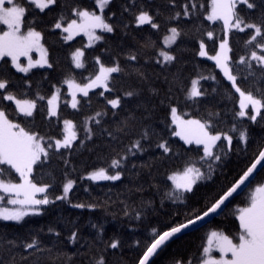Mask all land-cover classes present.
Masks as SVG:
<instances>
[{"label":"trees","instance_id":"1","mask_svg":"<svg viewBox=\"0 0 264 264\" xmlns=\"http://www.w3.org/2000/svg\"><path fill=\"white\" fill-rule=\"evenodd\" d=\"M20 2L27 10L22 30L26 32L32 27L41 32L52 67L37 66L23 73L13 66L9 57L1 60L0 76L9 80L8 89L3 91H11L19 99H37V94L45 97L42 101L37 100L33 117L12 115L14 102L4 101L5 111L14 123L39 132L49 143L62 139L63 120H72L77 126L79 139L74 142L72 150L50 149L51 159L45 164L34 165L32 180L40 186L50 185L47 190L50 200L63 195L67 180H74L75 184L67 199L43 205L39 214H30L20 222L0 220V264H94V260L101 256L105 264H139L151 242L149 237L153 229L169 230L193 212L205 211V205L214 202L238 180L254 162L258 151L264 148V120L258 117L252 122L247 117L236 116L235 113L240 111L239 94L214 61L198 55L201 40L210 54L218 51L220 39L224 37L223 22L207 19L211 0H196L198 15H181L177 19L168 17L181 11L186 0H176V4L168 0H112L104 10V17L113 25L114 31H99L103 39L87 46L84 36L65 41V33L54 28V24L61 22L65 25L71 19H77L76 8L99 13L95 0H57L55 5L43 11L28 0ZM201 4L203 7H199ZM242 9L244 6H238L240 14L245 15ZM140 10L149 11L160 28L152 29L147 24L137 26L134 14L138 15ZM258 11L250 10V16L245 15V18L255 20ZM61 14L65 17L63 21L60 20ZM172 27L181 31V36L168 47L163 38ZM5 29L6 26L0 24V31ZM209 31L213 33L212 38L206 35ZM247 36L248 30L245 33L232 30L229 35L233 60L247 54L249 46L244 43ZM77 49L84 50V68H76L72 60V53ZM161 50L168 51L176 59L167 64L157 63L156 57ZM133 54L137 56L135 61L128 59ZM97 57L106 66L119 61L123 71L113 74V80L109 82L113 91L95 88L88 97L80 96L77 109H73L65 81L71 78L84 84L94 78L98 69ZM139 73H143V77ZM201 75L214 76L215 79H200L198 86L205 95L189 99L187 93L191 81ZM238 83L244 89L255 88L247 81L238 80ZM260 84L264 85V80ZM57 89L60 90L59 115L49 117L46 108L41 110V106L47 105ZM127 91L136 94L125 96ZM101 92L104 94L100 95ZM117 96L121 98V107L113 109L106 101ZM171 107H176L186 118L202 122L211 119L215 132L233 136L227 157L217 162L221 167L217 168L212 179L198 182L192 192L185 193L186 202L183 204L167 198L170 190H174L168 177L173 172L182 171L187 163L197 162L198 156L202 155V146L188 145L173 135L176 126L172 123ZM248 110L251 114V106ZM97 112L106 114L98 117L100 124L90 123L94 135L91 140H84L85 120L95 117ZM212 113L216 115L210 116ZM125 121L128 127L123 133H117L118 126H123ZM233 125L236 131L231 130ZM245 130L246 144L240 139V133ZM108 131L114 136L107 135ZM144 133L147 135L141 139ZM81 140H84L83 145ZM137 140L142 150L133 148L128 152L127 149ZM164 141L172 149L167 154L157 147ZM124 155L127 159L122 160L118 168L110 166L113 159ZM199 163L202 162H198V166ZM0 167L10 169L8 165ZM100 168L111 173L121 172V179L94 181L86 178L87 174ZM3 178L14 182L21 179L14 169ZM260 181H264V167L210 223L168 243L150 264H188L189 261L196 264L203 258V248L207 246V237L212 231H222L238 242L239 220L234 213L247 206L249 189ZM77 204L85 207H74ZM74 232L75 242L69 239ZM34 236L41 244V251L23 247V243L31 242ZM11 241L15 242L14 246L9 245ZM113 242H118L116 248L110 247Z\"/></svg>","mask_w":264,"mask_h":264},{"label":"snow or ice","instance_id":"2","mask_svg":"<svg viewBox=\"0 0 264 264\" xmlns=\"http://www.w3.org/2000/svg\"><path fill=\"white\" fill-rule=\"evenodd\" d=\"M29 2L35 8L43 11L51 5H55L57 0H29ZM111 2L112 0H95L100 14H97L95 10L89 11L76 8L77 19H71L67 27H64L61 22H56L54 28H62L63 32L67 33L66 36H63L65 41L72 40L75 35L83 32L87 35L89 46H91L94 42L103 39L101 35H97V29H102L108 33L114 31L113 25L106 22L103 15L104 9ZM168 2L176 4V0H168ZM6 3L9 6H5ZM238 6H244L242 10L248 16H250V10L259 9L256 19H246L245 15H241L240 11H238ZM199 7H203V5L201 4ZM197 9L196 0H191V2L186 0L182 4L181 11H176L168 19H177L181 15L186 17L198 15V12L195 11ZM124 10L127 11L128 8L125 7ZM26 11L20 0H0V24L7 25L8 28L7 31H3L0 34V60L5 57H11V63L15 65L18 71L23 73H28L37 66L44 67L47 65L51 68L52 65L46 58L45 50L40 43L41 32L36 31L32 27H29L26 32H21ZM111 15H115V13ZM134 16L137 26L147 24L152 29H159L161 26L155 22L154 16L147 10H140L139 14H134ZM64 19L65 17L61 14L60 20L63 21ZM207 19L209 21L220 20L223 22L222 31H224V37L220 39L219 51L216 55L208 58L216 62V67L222 70L223 76L230 82L235 92L239 94L240 111L235 113V115L241 118L247 117L252 122L257 121L258 117L264 120V112H262L264 110V85L260 84V81L264 80V0H211V11L208 13ZM232 30H236V33H245L248 30V36L244 42L246 46H249L248 51L246 55L240 56L238 60H233L230 55L232 48L229 45L228 37ZM168 31L170 34L164 36L163 43L171 46L181 36V31H178L176 27H172ZM206 35L212 38L213 33L209 31ZM33 48L41 51V59L35 62L29 56ZM198 55L200 57L208 56L203 40L200 41ZM21 56L29 57L27 66L19 63V57ZM83 57L84 51L80 49L72 53V60L76 68L85 67ZM128 59L135 61L137 56L133 54ZM175 59V56L163 50L156 57L157 63L162 64L171 63ZM96 63L98 65L97 74L94 78H90L87 83L81 85L71 78L65 81L69 88L73 89L71 103L73 109H77L79 104L76 99L77 92L82 93L83 97H88L90 90L94 88L102 87L105 91H113V88L109 87V82L113 80L114 73L123 71L119 61H115L111 66H106L97 57ZM240 65L244 67L240 68ZM234 68L236 69L235 73ZM139 75L143 77V73H139ZM209 78L215 79L214 76L204 77L201 75L199 79L192 80L191 88L187 93L188 98L195 99L204 96L205 93L198 86L199 80ZM238 80L247 81L249 84L254 85V90L253 88H242ZM8 84L9 80L0 76V165H8L10 169H14L19 174L22 182H6L3 177L10 174V169L0 167V192L3 193L0 194V220L20 222L30 214H39L41 209L38 206L54 203L55 200L67 199L68 193L75 184L74 180H67V183L63 185L62 196L55 197V200H50L47 195L50 185L38 186L32 181L31 176L34 165L38 163L45 164L51 159L53 154H50V149L72 150L74 142L79 137L76 131V124L68 119L63 120V138L55 139L54 143H49L45 136L39 132L26 130L19 123H14L12 119H9V113L5 111L4 101L14 102L15 108L12 115L23 114L24 117H33L34 112L37 110V100L42 101L45 97L37 94V99H19L11 91H3L8 89ZM57 93H59V89H57ZM99 94L103 95L104 93L101 92ZM135 94V91L124 93L128 97ZM58 101V94L52 95L51 99H48L47 105L41 106V110L46 108L47 116L58 117ZM106 102L113 109L121 107V98L119 96L114 99H108ZM249 106L252 108L251 114L246 111ZM105 114L97 112L95 117L86 118L84 140H91L94 135L92 127L89 126L90 123L95 121L96 124H100L101 120L98 117L102 118ZM215 115V113L210 114V116ZM171 117L172 123L176 124L178 128V130L173 132V135L180 137L188 145L202 146V155L198 156L197 162L187 163L182 171L174 172L168 177L174 182V190H170L167 198L173 200V202L183 204L186 202L185 193L192 192L193 187L198 182L212 179L217 168L221 167V164L217 162H221L223 158L227 157L232 147L233 136L227 133L215 132L211 119H206L203 122L199 119H181L177 115L176 107H171ZM127 127L128 122L125 121L123 126H118L116 131L117 133H123ZM231 130L236 131L235 125H233ZM107 135L114 136V133L108 131ZM146 135L147 133H144L141 139H144ZM240 139L245 144L247 143L246 130L240 133ZM84 140L80 141L81 145L84 144ZM218 142L221 143L218 144ZM157 147L162 149L164 154L172 151L166 141L159 143ZM133 148L142 150L139 140L134 142L127 151L131 152ZM197 151H199V148ZM124 159H127V155L122 156L120 159H113L110 166L118 168ZM198 162L202 163H199L198 166ZM262 162H264V148L258 151L254 162L247 167L238 180L228 187L223 194L219 195L214 202L205 205V211L202 213L193 212L182 222L171 226L169 230L160 232L158 229H153L152 236L149 237L151 242L143 252L139 264H149L150 258L158 250H161L171 238L188 230L190 227L194 228L198 222H203L210 214H218L223 211L222 206H225L226 201H229L233 194L237 193L250 180V177H253L258 170V166L264 167ZM121 175L122 173L119 171L115 172V174H109L107 169L100 168L98 171L89 173L88 178L94 181H115L120 180ZM38 193H44L45 195L42 198H37ZM6 204L12 207L5 206ZM74 207L83 208L85 205L77 204ZM88 207H93V205H88ZM234 214L237 215L239 220L238 242H234L233 238L222 231H212L207 237V246L203 248V258L198 259L196 264H264V181H260L249 189L247 206L236 209ZM49 231H52V229H49ZM56 235H59V233H56ZM69 239L75 242L76 233L74 232ZM8 243L10 246L15 245L14 241ZM117 246L118 242H113L110 245L111 248H116ZM23 247L35 251L42 250L41 244L35 236L31 242L23 243ZM214 249L219 251V258L212 254ZM94 264H105L103 256L98 260H94ZM188 264H192V262L189 261Z\"/></svg>","mask_w":264,"mask_h":264},{"label":"rangeland","instance_id":"3","mask_svg":"<svg viewBox=\"0 0 264 264\" xmlns=\"http://www.w3.org/2000/svg\"><path fill=\"white\" fill-rule=\"evenodd\" d=\"M29 1V0H28ZM5 6H9L7 3H6V5ZM107 8V7H106ZM105 8V9H106ZM104 9V10H105ZM97 14H100V12L99 13H97ZM103 15H104V12H103ZM107 22V21H106ZM6 26V29L4 30V31H7L8 30V28H7V25H5ZM63 26L64 27H67V24H63ZM61 30L63 31V29L61 28ZM99 31H103L102 29H97L96 30V33H97V35H100L99 34ZM2 32L3 31H0V34H2ZM21 32L23 33V32H25V31H23L22 30V27H21ZM170 34V33H169ZM168 34V35H169ZM67 35V33H65V36ZM230 35V34H229ZM78 36H84L85 37V39H86V43H87V46H89V41H88V37H87V35L86 34H84L83 32H81V33H79V35H75L74 37H73V39L74 38H76V37H78ZM42 37V36H41ZM228 39H229V37H228ZM70 41V40H69ZM98 41H96V42H94L92 45H94L95 43H97ZM40 43H41V45H42V47H43V49L45 50V54H46V58L48 59V53H47V49H46V47H45V45L43 44V42H42V38H41V41H40ZM205 44V43H204ZM91 45V46H92ZM173 45V44H172ZM171 45V46H172ZM230 45V44H229ZM167 46V45H166ZM205 46H206V44H205ZM168 47H170V46H168ZM80 50H82V51H84L83 49H80ZM206 51H207V49H206ZM218 51H219V49H218ZM217 51V52H218ZM208 52V51H207ZM216 52V53H217ZM216 53H213V54H210L209 52H208V56H206V58H208V57H210V56H213V55H216ZM29 56L31 57V59H32V61L33 62H35V61H38V60H40L41 59V51L40 50H37L36 48H33L32 49V51L29 53ZM10 59H11V57H9ZM28 59H29V57L28 56H21V57H19V63L21 64V65H23V66H27V64H28ZM1 61V60H0ZM48 61H49V59H48ZM83 61H84V57H83ZM212 61H214V60H212ZM215 62V61H214ZM216 63V62H215ZM75 65V64H74ZM14 67H15V65H13ZM76 67V66H75ZM34 68H38V67H34ZM34 68H32V69H34ZM31 69V70H32ZM77 83V82H76ZM79 84V83H78ZM82 85V84H81ZM67 87H68V92H69V94H70V106H71V103H72V92H73V89H70L69 88V86H68V84H67ZM95 89V88H94ZM93 90V89H92ZM91 91V90H90ZM54 94H58V96H59V101H58V103L60 104V90H59V93H57V90L55 91V93ZM53 94V95H54ZM83 94L82 93H79V92H77L76 93V99L79 101V97L80 96H82ZM51 99V98H50ZM249 108H250V106H249ZM248 108V109H249ZM59 109V108H58ZM248 109H246V111L248 110ZM248 112L250 113V111L248 110ZM23 115V114H22ZM177 115L178 116H180L181 117V119H184V120H188V119H193V118H186L185 116H183L182 114H180L179 113V111L177 110ZM171 119H172V117H171ZM175 126H176V130H178V128H177V125L176 124H174ZM33 168H34V166H33ZM98 171V170H97ZM107 171H108V173L109 174H115V173H111V172H109V170L107 169ZM176 172H179V171H176ZM174 173V172H173ZM173 173H171L170 175H169V177L173 174ZM88 176H89V174H87L86 175V178H88ZM31 179H32V176H31ZM89 179V178H88ZM6 182H11V183H21L22 182V180L20 179V181H18V182H14V181H11V180H5ZM33 181V180H32ZM95 181H102V180H95ZM171 182L173 183V185H174V182L171 180ZM38 186H40V185H38ZM45 194L44 193H38L37 194V198H42L43 196H44ZM5 206H8V207H12L11 205H5ZM41 210H42V207H43V205H41V206H38ZM216 217V216H215ZM214 217V218H215ZM213 218V219H214ZM212 219V220H213ZM211 220V221H212ZM210 221V222H211ZM209 222V223H210ZM208 224V223H207ZM206 225V224H205ZM204 226V225H203ZM187 234V233H186ZM185 235V234H184ZM214 256H216L217 258H219V255H220V253H219V251L218 250H215L214 249V251H213V253H212ZM229 258H230V254H229ZM180 264H183V263H180Z\"/></svg>","mask_w":264,"mask_h":264},{"label":"water","instance_id":"4","mask_svg":"<svg viewBox=\"0 0 264 264\" xmlns=\"http://www.w3.org/2000/svg\"><path fill=\"white\" fill-rule=\"evenodd\" d=\"M262 164H264V162H262ZM262 167L261 166H258V170H257V172L256 173H254V175H253V177H250V180L248 181V182H246V184L245 185H243L242 187H241V189H239L238 191H237V193H234L233 194V197H231L230 199H229V201H226V205L225 206H222L223 207V209L224 208H226L228 205H229V203L236 197V196H238L248 185H249V183L253 180V178L255 177V175L259 172V170L261 169ZM221 212V211H220ZM219 212V213H220ZM218 213V214H219ZM218 214H210L208 217H206L205 219H204V221L203 222H198V224L194 227V228H192V227H190L188 230H185V231H183L182 233H180V234H177L176 236H174L173 238H171L168 242H167V244L168 243H170L171 241H173V240H175L176 238H178V237H180V236H182V235H184V234H186V233H189L190 231H192V230H195V229H198V228H200V227H202L203 225H205V224H207V223H209L215 216H217ZM166 244V245H167ZM165 245V246H166ZM165 246H163V247H165ZM163 249V248H162ZM161 249V250H162ZM161 250H158L157 251V253L153 256V257H151L150 258V261H149V264L151 263V261L155 258V256L161 251Z\"/></svg>","mask_w":264,"mask_h":264}]
</instances>
